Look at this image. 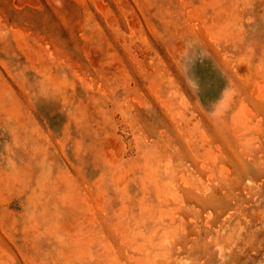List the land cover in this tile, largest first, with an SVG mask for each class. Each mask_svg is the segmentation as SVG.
<instances>
[{"label": "rangeland", "instance_id": "rangeland-1", "mask_svg": "<svg viewBox=\"0 0 264 264\" xmlns=\"http://www.w3.org/2000/svg\"><path fill=\"white\" fill-rule=\"evenodd\" d=\"M0 264H264V0H0Z\"/></svg>", "mask_w": 264, "mask_h": 264}]
</instances>
